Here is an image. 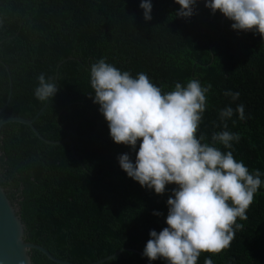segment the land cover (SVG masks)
Returning a JSON list of instances; mask_svg holds the SVG:
<instances>
[{
	"label": "trees",
	"instance_id": "obj_1",
	"mask_svg": "<svg viewBox=\"0 0 264 264\" xmlns=\"http://www.w3.org/2000/svg\"><path fill=\"white\" fill-rule=\"evenodd\" d=\"M141 0H0V119H32L33 128L0 127V187L16 204L23 240L72 264H166L143 255L150 231L165 223L174 184L158 195L130 178L118 157L135 151L116 144L108 123L93 102L90 66L99 59L146 73L162 92L190 79L209 82L212 90L198 130L211 142L219 110L245 106L228 130L240 133L232 149L250 172H261L264 185V37L233 30V21L197 0L194 14L176 15L175 0H151L145 21ZM223 17L222 21L221 18ZM58 85L50 100L34 97L37 76ZM8 81L10 92L8 101ZM239 91L232 101L224 92ZM233 121L235 123H233ZM139 142L137 144V151ZM159 212L161 215H154ZM236 230L230 247L201 253L197 264H264V186ZM31 264H55L31 250Z\"/></svg>",
	"mask_w": 264,
	"mask_h": 264
},
{
	"label": "clouds",
	"instance_id": "obj_2",
	"mask_svg": "<svg viewBox=\"0 0 264 264\" xmlns=\"http://www.w3.org/2000/svg\"><path fill=\"white\" fill-rule=\"evenodd\" d=\"M175 2L180 5L177 16L194 14L197 0ZM140 7L145 21H150L151 0H141ZM205 7L233 21V30L264 37V0H205ZM37 81L33 94L40 102L59 91L54 79L44 73ZM90 86L112 140L135 151L134 162L128 153L118 157L121 169L158 195L166 192L167 185H176L167 200V227L159 233L150 231L143 255L166 264H197L201 253L219 254L230 247L236 230L243 227L237 219L247 220L254 197L264 186L258 169L250 172L231 150L217 147L232 149L233 142L240 141V133L228 130V120L234 114L245 120V106L219 110L221 130L206 142L197 133L213 87L210 82L202 85L190 79L186 85L176 82L172 91L162 92L146 73L133 77L101 58L90 66ZM224 95L232 101L240 97L239 91L226 90ZM204 264L213 261L205 259Z\"/></svg>",
	"mask_w": 264,
	"mask_h": 264
},
{
	"label": "water",
	"instance_id": "obj_3",
	"mask_svg": "<svg viewBox=\"0 0 264 264\" xmlns=\"http://www.w3.org/2000/svg\"><path fill=\"white\" fill-rule=\"evenodd\" d=\"M223 17L221 18V21ZM9 92L10 86L8 81V95L6 96L5 102L8 101ZM45 103L46 101L44 102V104ZM4 106L5 104L3 105L2 109L4 108ZM2 109H0V113ZM40 112L41 109L32 119H23L19 117L2 118L0 119V127L6 123H16L28 127L29 130L35 135V137L45 144L59 145L62 143H68L67 139L56 142L45 140L36 132V130L32 126V122ZM31 250L42 254L52 263L72 264L66 261L55 259L45 249L23 240V225L20 222L16 204L14 202H10L4 192V189L0 187V264H31L29 258V252ZM111 257L112 256L107 257L104 260H100L94 264L106 261Z\"/></svg>",
	"mask_w": 264,
	"mask_h": 264
}]
</instances>
